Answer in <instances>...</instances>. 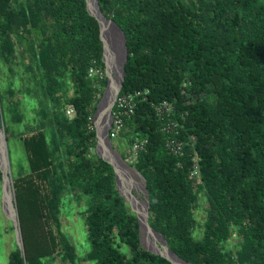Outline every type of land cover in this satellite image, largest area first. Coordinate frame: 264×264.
Returning <instances> with one entry per match:
<instances>
[{
	"label": "trees",
	"instance_id": "obj_1",
	"mask_svg": "<svg viewBox=\"0 0 264 264\" xmlns=\"http://www.w3.org/2000/svg\"><path fill=\"white\" fill-rule=\"evenodd\" d=\"M98 4L126 38L119 94L149 90L118 135L126 145L135 136L147 138L134 167L146 181L149 224L172 251L193 264H264V0ZM25 38L41 92L51 94L55 139L49 143L39 128L21 138L25 175L42 180L45 191L15 187L25 256L16 248L8 264L38 259L28 258L26 240L31 224L38 223L39 201L57 221L62 195L79 181L89 196L86 259L94 264H172L139 247L138 224L116 193L112 166L88 154L96 138L89 117L98 97L87 73L91 66L104 72L105 65L99 25L85 0H0L2 64L12 61ZM67 79L74 82L73 97L65 103L74 110L72 120L58 111L63 100L56 95ZM106 81V76L99 80L101 89ZM162 100L174 106L177 133L161 130L153 104ZM190 136L194 145L185 146L181 156L167 151L169 137ZM194 152L209 200L200 240L192 234L195 196L189 171ZM235 231L243 239L237 255L226 244ZM60 239L61 261L76 264V248L63 234Z\"/></svg>",
	"mask_w": 264,
	"mask_h": 264
},
{
	"label": "rangeland",
	"instance_id": "obj_2",
	"mask_svg": "<svg viewBox=\"0 0 264 264\" xmlns=\"http://www.w3.org/2000/svg\"><path fill=\"white\" fill-rule=\"evenodd\" d=\"M182 2L189 4V0H182ZM11 56L12 61L4 62L3 64L0 61V69L3 68L2 72H0V127L2 128L5 135L8 166L11 177L10 184L11 190L14 194V204L16 207L17 219L20 227L22 245L21 248H19L16 241L15 228L12 224V221L6 216L2 207L3 191L0 173V264H8V256L16 248H18L21 251V254L25 256L22 229L15 200V187L16 189H34V192H37L38 188L39 193L45 191L44 182L42 180H38L32 175H28V177L25 175L28 173V163L21 138L39 128L45 132L49 143L52 141L54 142L55 139L51 133L53 126L50 123V117L52 116L53 111L50 106L51 102L50 104L48 103V100L51 98V94L46 96V93L44 95V93L41 92V85L38 81V70L35 68L36 63L33 60L34 56H32L31 52L28 50L26 38L22 41V45L17 49V51H13ZM120 57L121 54L116 55V68L120 64ZM110 65V68H112V66L115 67V64L113 63H110ZM111 72L116 74L115 69ZM105 86L101 89L100 95L96 102V108L92 113V122L89 123V125L92 124L94 128V116L97 109V103L103 96ZM5 87L7 89L11 87L14 92L10 93V89H8L9 93H4L3 89ZM73 94L74 82L72 80L67 79L62 81V84H60V90L57 88L56 95L61 97L63 100L61 101L58 111L60 113H65L67 118L70 120H72L74 111L70 112L71 108L67 107L65 103H67L68 99L73 97ZM100 116L101 124L104 127L107 119L106 117H103L104 115H98V117ZM102 131L103 129L101 132ZM109 142L111 148L115 151L116 155L119 156L122 162L133 168L143 181V188L137 191L131 185L129 179L126 180L123 177H119L117 179V183L115 180V188L118 196L123 199L124 210L126 214L136 218L138 224L137 240L139 247L143 250L151 252L147 248L157 249V247L160 246L161 241L150 234L145 236L144 231H142L141 227H139V220L135 211L132 209L130 203H128V201H126L119 193V189L120 191H123L122 185L120 186V184L127 185L129 191L132 194L146 202V199H148L146 181L140 172H138L134 167L135 162H132L129 158H127L125 150L127 145L124 139L117 137L112 140L109 139ZM96 144L97 137L95 138L94 145L89 148L88 154L90 156L93 154L98 156ZM114 178H116L115 172ZM190 178L195 196V202L193 204L194 223L192 234L197 240H200L204 226L205 213L209 208V200L206 196L203 182L201 180V173L199 172L196 177ZM82 188L83 182L79 181L75 185L71 184L66 189L61 197L62 200L60 202L61 205L59 207L57 221H55L52 216H50L46 203H42L41 200L39 201V212L37 213L38 223L31 224V230L29 231L28 239L26 240L29 245L27 248L28 258L38 259L34 260L32 263H28V261L24 262V264H64L65 262L61 261L60 257L58 256L62 252V250H60V235L62 234L68 240H70L71 244L76 248L78 257L76 264H94L93 261L85 258L89 246L88 231L86 228L89 196L82 192ZM148 218L149 211L147 216V223L149 224ZM35 229L36 233L39 232V234H35ZM26 230L28 231L27 227ZM151 241H153L156 246H152ZM226 244L229 247L230 252L234 255H237L238 251L243 246L241 234L238 231H235L229 237V240Z\"/></svg>",
	"mask_w": 264,
	"mask_h": 264
},
{
	"label": "built area",
	"instance_id": "obj_3",
	"mask_svg": "<svg viewBox=\"0 0 264 264\" xmlns=\"http://www.w3.org/2000/svg\"><path fill=\"white\" fill-rule=\"evenodd\" d=\"M87 75L91 79L92 85L96 90L97 97H99L101 91L99 80H101L106 75L105 71L101 72L96 68V66H91L88 69ZM182 92H184L183 89ZM148 95V89H138L133 92L123 94H119V92L117 93L113 102L111 122L108 129V137L110 140L118 137L120 131L124 128L125 120L134 114L137 100H146ZM153 109L156 117L162 121L161 130L168 134L177 133L180 124L172 117L174 113L173 104L167 100H162L158 103H154ZM73 111L74 110L71 108L70 112ZM181 117L184 118L183 115ZM89 120L92 122V116L89 117ZM88 127L90 130L94 128L92 124H90ZM194 142V136H190L185 140L169 137L165 142V147L170 154L181 156L184 153L185 146L193 147ZM146 144V137L135 136L131 144L127 145L125 149L127 158H129L132 162H136L139 152L145 148ZM191 161L192 167L189 171V176L196 177L199 174L200 169L198 165V158L195 152L191 157Z\"/></svg>",
	"mask_w": 264,
	"mask_h": 264
},
{
	"label": "water",
	"instance_id": "obj_4",
	"mask_svg": "<svg viewBox=\"0 0 264 264\" xmlns=\"http://www.w3.org/2000/svg\"><path fill=\"white\" fill-rule=\"evenodd\" d=\"M85 2H86L87 11L89 12V14H91L92 16H94L96 18V20L98 22V25H99V37H100V40L102 41V46H103L102 61L104 62V65H105V74L106 75H107V62H106V59H105V51H106L105 41H106V43H108L110 45L109 48L112 49V52L115 55V58H114V61H113L114 64H115L114 65L115 67L117 66L116 55L117 54H119V55L123 54V60H121L122 62H120V64H119L120 65V70H121L119 86H118V88L115 90V92L113 94V100H112V102L110 104V107L108 109L109 119L107 121V126L105 127V131H104V139L106 140L109 148H111V145H110V142H109V137H108V129H109L110 122H111V113H112L113 102H114V99H115L117 93L121 89L122 81H123V78H124V75H125L124 64H125V62L127 60V47H126V44H125V39L126 38H125V35H124L123 31L120 29V27L111 18H107L100 11L98 0H91V4H93L94 11H92L91 8H90V3H89L90 0H85ZM99 16H102L103 18H105L108 21L112 22L114 30L117 31L119 36H121V38H122L121 45L118 43V37L117 38L115 37L114 32H111L109 30L106 31L105 38H104ZM108 86H109V78L107 77V83H106V86H105V89H104V92H103V96L105 95ZM102 97H101V99H102ZM101 99L97 103L96 113H97V111L99 109V105H100ZM95 134H96V137H97L96 146H97L98 156L101 157L103 160H105L106 162H108L112 166V168H113V170L115 172V176H116L115 180H116V183H117V175H116L115 166L113 165V163L111 161H109L107 158H105L103 156V154L99 151L98 145H99L100 137H99L96 125H95ZM0 173H1V182H2L3 195L6 192L5 199H6L7 207H8V210H9L8 218L12 221V224H13V226L15 228L16 241H17V244H18L19 248H21L22 242H21V237H20V227H19V223H18V219H17L16 207H15V204H14V194H13V192L11 190V184H10L11 183V177H10V171H9V166H8V157H7V149H6V143H5V135H4V132H3L1 127H0ZM117 187H118V184H117ZM119 193H120V191H119ZM120 195H121V193H120ZM147 216H148V199H146L145 223L151 229V231H153V233L157 236L159 241H161L162 244L167 245V242H166L165 238L163 237V235L160 232H158L157 230H155L154 228H152L147 223ZM138 220H139V218H138ZM139 227H141L140 220H139ZM147 249L149 251L153 252V253H156V254H159V255L165 257L172 264H175V262H174L175 260L174 259H178L179 261H182V262L187 263V264H193V263H191L189 261H186V260L182 259L181 257H179L171 249H169L170 250V256H167V255H165V254H163V253H161V252H159L157 250H154V249H150V248H147Z\"/></svg>",
	"mask_w": 264,
	"mask_h": 264
},
{
	"label": "bare ground",
	"instance_id": "obj_5",
	"mask_svg": "<svg viewBox=\"0 0 264 264\" xmlns=\"http://www.w3.org/2000/svg\"><path fill=\"white\" fill-rule=\"evenodd\" d=\"M90 8L92 11H94V7L93 4H91V0H90ZM100 18V23H101V28L103 31V36L105 38V33L106 31H111L114 32L115 37H118V43L121 45L122 43V38L121 36H119V34L117 33V31L114 30L113 28V24L112 22L108 21L107 19L103 18L102 16H99ZM118 34V35H117ZM105 46H106V51H105V59L107 62V77L109 78V86L107 88V91L105 93V95L102 97L100 105H99V109L97 111V113L95 114L94 117V123L97 126V130H98V134L100 137L99 140V151L103 154V156L105 158H107L109 161H111L113 163V165L115 166V170H116V175H117V179L119 177H123L124 179L130 181L131 185L138 191L139 189L141 190L143 188V181L141 179V177L138 175V173L131 167H129L128 165H126L124 162H122V160L119 158L118 155H116L115 151H113L111 148H109L106 140L104 139V131H105V127L107 126V122L103 125L101 124V116L98 117V115H104L103 117H106L107 121L109 119V113H108V109L110 107V104L113 100V94L115 92V90L118 88L119 86V81H120V76H121V70H120V65L116 68L113 67L110 68V63L114 64V58L115 55L112 52V49L109 48V44L106 43L105 41ZM120 62H122L121 60H123V54L120 57ZM116 70V74L112 73L111 71ZM103 129V131L101 132V130ZM122 185V197L128 201V203H130L132 209L135 211L137 217L139 218L140 222H141V230L144 231L145 236L147 235H153L155 238H157V236L153 233V231H151V229L146 225L145 223V217H146V202L141 200L139 197L135 196L134 194H132L127 185H123L120 184V186ZM6 192L2 197V207L3 210L6 214V216H9V210L7 207V203H6ZM158 239V238H157ZM152 246H156V244L151 241ZM150 249H154L157 250L167 256H170V248L167 245L164 244H160L159 247L156 248H150ZM175 264H187L184 263L182 261H179L178 259H174Z\"/></svg>",
	"mask_w": 264,
	"mask_h": 264
}]
</instances>
